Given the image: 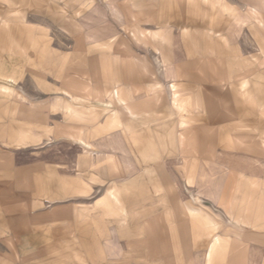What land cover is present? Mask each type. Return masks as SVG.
Instances as JSON below:
<instances>
[{
	"label": "rangeland",
	"instance_id": "rangeland-1",
	"mask_svg": "<svg viewBox=\"0 0 264 264\" xmlns=\"http://www.w3.org/2000/svg\"><path fill=\"white\" fill-rule=\"evenodd\" d=\"M132 31L165 37L172 73ZM173 75L199 103L184 116ZM260 82L264 0H0V264H205L212 234L213 264H262L242 212L264 189Z\"/></svg>",
	"mask_w": 264,
	"mask_h": 264
},
{
	"label": "crops",
	"instance_id": "crops-1",
	"mask_svg": "<svg viewBox=\"0 0 264 264\" xmlns=\"http://www.w3.org/2000/svg\"><path fill=\"white\" fill-rule=\"evenodd\" d=\"M191 1L193 3H198V0H188V2H191ZM107 4L110 8V14H112L114 19L115 20H121L122 16H121L120 12L117 10V8L114 5H111L109 2ZM225 9H227V8H225ZM255 9L256 8H253V7L250 8L251 12H249V18L253 17L252 15H253V13H255ZM194 12L199 14L197 9H194ZM211 18H213V16ZM224 26L225 25H223V22H219V24H218L214 20H210L208 22V24L206 25V28H205L206 32L204 35L209 36L213 40V48H211L210 50L212 51L214 49L216 51L217 55H219V57H221L222 59L225 60V62H227V64L225 66L229 68L230 66H232V64H230L229 58L234 57L233 56L234 54L231 53L233 49L231 48V46L229 44L228 34H225L224 32L221 33V31H220L221 27L223 28ZM261 27H263V25L259 26V28H261ZM228 30H229V28H228ZM137 32H138V36H136V33L132 31V35L135 36V39L140 40L142 38V40L144 42L149 43L151 46L152 52L159 54L161 57L160 62L163 66V72H165V73L169 72L170 73L171 72V68H170L171 63L169 62L170 58H171L170 50L168 48L164 49V47L162 48L161 46L158 47L157 46L158 44L156 42V39H157L156 35H157L159 38L157 40H159V42H166V44H167L168 41L165 40V37H163L162 35H160L158 33L154 34V33H151L149 31L146 33L143 31H137ZM233 51H235V50H233ZM172 77L173 78H172L171 88H172V95H173V104L177 110L178 115L184 116L187 112H189L193 109L194 110L198 109L199 103L197 101L195 93L190 92L189 91L190 88L185 89L182 86V84H183L182 81L179 83L177 81H175L174 78L176 76L174 77V75H173ZM228 78H231V76L229 75ZM236 84L235 83L233 84V82H231L232 87H234L235 85L237 86V90H238V92H240L239 93L240 100L243 102L249 101L251 99V96H252V92L250 90L251 80L249 78H244V79H241ZM258 84L261 85V84H264V82H260ZM187 92L189 94H188V96L185 97L183 95V93L187 94ZM112 96H115L119 105L122 106V108L128 113V115H130L131 117H135L137 115V113L134 112V110L132 109V105H130V103H128L126 101V98L124 96H122V94L120 93L118 81H115V87L112 90ZM186 104H188L189 106H192V107L188 109L186 107ZM187 109L189 111H187ZM114 121L115 120H112L110 125H112V123ZM183 121L180 120V122H179L180 128L178 130V140H179L180 144H183L185 142V139H186L185 133L181 129V127L185 124ZM117 123H118V125H121V122L119 120ZM254 189L255 190L252 192V193H254V195H251L249 197L247 204L244 206V211L242 210V207H239V209H240V211L242 210V212H244L243 217L246 218L245 224L249 225V235L251 236L252 240L253 239L257 240L259 237V238H261L260 240L263 244L264 243V189L263 190H261V188H259V190L258 189L256 190V188H254ZM189 210L192 213L190 216L193 218L192 222H193V225H195L196 229L200 226L199 227L200 229L203 228V229H206L207 231L209 230V232L207 234H210L211 230L214 229V226L211 224L212 221L209 220V218L206 219L207 216H204L201 214H195L194 215L193 213L200 212L196 208H189ZM260 234L263 236H261ZM213 235L214 234H212L211 240L208 242V246H207L208 251L206 252V263L205 264H213V260H214L215 255H216V251L220 245V238L218 237V235H214V236ZM253 264H254V262H253ZM262 264H264V259L262 260Z\"/></svg>",
	"mask_w": 264,
	"mask_h": 264
}]
</instances>
